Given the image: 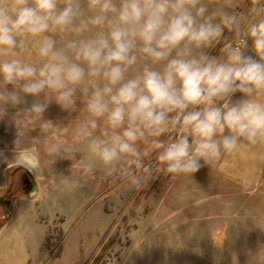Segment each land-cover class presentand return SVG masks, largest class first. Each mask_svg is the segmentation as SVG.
I'll use <instances>...</instances> for the list:
<instances>
[{"label": "clouds", "instance_id": "clouds-1", "mask_svg": "<svg viewBox=\"0 0 264 264\" xmlns=\"http://www.w3.org/2000/svg\"><path fill=\"white\" fill-rule=\"evenodd\" d=\"M56 36L72 38L58 46ZM78 101L86 173L95 163L148 172L138 144L151 138L165 172L194 174L264 143V19L209 0H0V121L16 127V113L38 119ZM20 158L37 175L38 156Z\"/></svg>", "mask_w": 264, "mask_h": 264}, {"label": "rangeland", "instance_id": "rangeland-1", "mask_svg": "<svg viewBox=\"0 0 264 264\" xmlns=\"http://www.w3.org/2000/svg\"><path fill=\"white\" fill-rule=\"evenodd\" d=\"M217 2L252 22L264 19V0H209ZM54 38L62 46L72 37ZM26 58L35 61V51ZM88 116L79 101L69 111L53 102L38 119L14 114L16 127L0 121V199L15 191L8 207L0 200V264H264V143L177 175L163 170L150 138L138 144L148 172L95 163L86 173L91 161L82 162L84 141L76 129ZM46 120L52 126L44 130ZM106 128L101 119L93 134ZM53 146L57 151L49 152ZM22 153L38 156L37 175ZM25 176L36 189H23Z\"/></svg>", "mask_w": 264, "mask_h": 264}, {"label": "flooded vegetation", "instance_id": "flooded-vegetation-1", "mask_svg": "<svg viewBox=\"0 0 264 264\" xmlns=\"http://www.w3.org/2000/svg\"><path fill=\"white\" fill-rule=\"evenodd\" d=\"M28 171H26L25 175H27ZM35 182L30 179L28 176H25L23 189L26 191H30L34 187ZM15 195V191H7L5 194L1 196V202L4 203L5 207H8L12 201V198Z\"/></svg>", "mask_w": 264, "mask_h": 264}, {"label": "water", "instance_id": "water-1", "mask_svg": "<svg viewBox=\"0 0 264 264\" xmlns=\"http://www.w3.org/2000/svg\"><path fill=\"white\" fill-rule=\"evenodd\" d=\"M34 189H36V182H35V184H34V187H33Z\"/></svg>", "mask_w": 264, "mask_h": 264}]
</instances>
